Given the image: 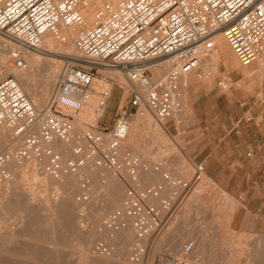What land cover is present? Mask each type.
Returning <instances> with one entry per match:
<instances>
[{"label":"built area","instance_id":"obj_1","mask_svg":"<svg viewBox=\"0 0 264 264\" xmlns=\"http://www.w3.org/2000/svg\"><path fill=\"white\" fill-rule=\"evenodd\" d=\"M85 9L90 10L91 21L82 12ZM62 27L73 33L79 59L65 63L56 94L38 111L16 77L3 73L6 68H24L23 54L39 48L45 35L58 36ZM218 34L242 64L253 61L264 42V0H102V5L92 0H0V137L21 138L23 144L15 153L0 152V181L11 178L7 168L11 161L20 163L30 155L41 158L44 153L45 170L52 176L63 167L71 173L86 166L107 171L124 168L138 186L137 168L145 164L122 145L133 116L147 112L166 121L178 114L183 108L182 78L197 68ZM164 65L168 69L161 73ZM116 72L131 84L128 106L116 110L110 127L81 122L87 128L75 133L73 113L88 104L92 94L97 96L95 104L107 107L114 89L120 87L111 76ZM98 77L110 87L95 89ZM227 84L225 78L217 81L222 89ZM249 119L251 115L246 116ZM54 140L72 142L64 160L50 145L42 146ZM204 166L203 162L195 166L196 178ZM164 174L170 186L178 188L177 200L188 182ZM139 187L131 189L135 194L123 206L144 216L138 222L150 226L158 214L143 200L163 187ZM161 201L168 206V198Z\"/></svg>","mask_w":264,"mask_h":264},{"label":"rangeland","instance_id":"obj_2","mask_svg":"<svg viewBox=\"0 0 264 264\" xmlns=\"http://www.w3.org/2000/svg\"><path fill=\"white\" fill-rule=\"evenodd\" d=\"M227 44L225 41V45L229 48L226 54L230 55L231 63L224 64L222 58L216 66L217 69L214 70L211 65H207L201 70H194L188 76V85L183 92L185 98L183 108L172 119L161 121L162 135H156L154 132L153 129L158 125V121L151 115L150 121L141 120L138 132L133 138L135 140H131L133 142H130V146H125L130 147L140 156L142 163L145 164V167L140 165L141 170L150 175V178L155 177L150 173L156 174L153 168L164 164L170 166V169H162L163 174L169 173L172 179L188 182L187 188L179 194L177 200L174 192L179 190L170 185L168 188L172 191L171 195L165 194L160 198V202L162 198H168V208L172 207L174 200L175 202L169 212L167 208L160 215L157 226L155 225L154 230L150 232L143 248L144 264H264V165L254 167L247 162L237 163L235 156V145L239 141L245 142L243 149L247 158H251L248 154L251 151L250 142H264V77L259 76V68L255 62L247 66L241 65ZM101 70L109 73L104 69ZM111 76L114 74L111 73ZM221 78L228 80L225 89L217 85V81ZM95 82L109 85L100 77ZM96 101L97 96L93 94L87 106L73 113L76 120L79 119L78 131L87 128L81 122L92 125L99 122L102 127H110L116 110L128 106V94L126 89L116 87L104 114L93 120L91 115L95 114L93 106ZM248 115H251V119L246 120ZM71 144L72 142L68 148L63 146L64 149L58 146L57 151L61 156H66ZM209 154L211 162L208 169L206 170L204 166L203 175L196 178L195 166L203 162L204 157ZM32 158L25 157L20 163L16 162L15 171L11 172L13 177L10 178V186L13 187L15 184L14 190L18 193L12 195L9 200L11 211H8V225L16 226L26 220L36 221L37 215L34 212L36 201L45 203L46 198L52 196L50 191L55 189L60 192L66 188L62 185L42 186L39 179L44 174L46 156L42 153L41 158L36 157L35 161H32ZM23 167L27 168V174L33 170L38 177L32 182L33 190L29 189V182L32 180H28L29 177L23 176L20 171ZM90 170L91 175L97 171ZM113 173L117 174L116 171ZM85 174L86 176L79 174V178L84 177L86 182L81 186L83 189L81 201L88 203L87 214L91 213V216L89 215L90 218L79 216V221L82 220V223L88 227L95 219L115 222L116 213L110 209V203L102 199L103 194L108 191L111 196H117L119 191H123L120 199L124 201L128 196L134 195L135 191L129 193L128 188L116 184L109 185L108 188L95 186L93 179ZM140 174L137 176L140 190L153 184H162L165 188L160 181L145 184L140 179ZM138 186L134 182L132 189ZM241 191L245 192V197L241 195ZM91 192H94L93 196L100 200L97 202V207L94 201L89 200L92 198ZM56 195L61 197V194ZM58 196H56V206L61 209V215L58 216L57 221L67 226L62 239L69 246L70 253L80 255L84 252L87 242L83 237H76L70 233L68 226L74 221L73 213L69 210L67 212L70 203L59 199ZM32 201L34 202L31 204ZM15 202L17 206H13L16 205ZM102 206L105 208L104 211L99 209ZM132 245L133 249L139 247L137 243Z\"/></svg>","mask_w":264,"mask_h":264},{"label":"bare ground","instance_id":"obj_3","mask_svg":"<svg viewBox=\"0 0 264 264\" xmlns=\"http://www.w3.org/2000/svg\"><path fill=\"white\" fill-rule=\"evenodd\" d=\"M92 2L94 5H102V0H92ZM82 12L87 17V19L91 21L90 10L85 9ZM225 41L226 39L224 38V36L218 34L215 37V46L204 56L201 57L197 68L193 69L190 73H188L189 75L186 74L183 76L181 81L182 95L184 88L187 84V78L194 70H201L207 65H211L215 70L217 69V64L222 60V58H224V64L229 65L231 63L230 55L226 54L228 53L229 48H227V46L225 45ZM228 47L230 46L228 45ZM23 58L26 62L24 68H6L3 75H6L8 73L13 74L18 80L24 92L29 96L31 101L35 104L36 109L39 111L43 108H46L49 105L51 99L56 94L59 79L61 77V71L65 63L68 61H77L79 59V53L74 45L73 33L69 29L62 27L58 36H52L49 34L45 35L43 38L42 45L39 48L31 49L25 54H23ZM254 62L259 68V76L261 78L264 77V42L260 54L253 61L248 64H242L240 62V64L243 66H247ZM167 69L168 66L164 65L159 71L161 73H164ZM113 74L118 85L122 87V89H126L128 93L131 87L130 82L118 72ZM103 86L104 88L110 87L107 84L102 85L101 83L97 84L95 81L93 82V87L95 89H100ZM91 96H93V94ZM184 99L185 98L183 95V104ZM89 102L90 99L88 101V104ZM88 104H86L85 106H87ZM93 108V111L95 112L94 115H91V119L93 120L100 118L104 114L106 109V107L102 108L97 104H95ZM150 118L151 114L147 112H143L140 115H134L133 120L130 122L127 136L123 140V147L127 145L130 146V142H133L131 140H135L133 138H135L134 135L138 132V126L141 123V120L147 122L150 121ZM157 121L158 125L155 126L153 130L156 135H162V133L160 132V130L163 129L162 123L159 120ZM74 127L75 133H79V131L77 130V127H79V119L75 120ZM21 140V138L10 139L8 135L2 134V136L0 137V152L9 151L11 153H14L13 151H15L16 149H18L19 151V149H22L23 147ZM69 144L70 142L64 143L59 140H54V142H52L51 144L42 143V146L45 147L47 145H50L54 150L57 151L56 147L59 146L62 149V147L64 146L65 148H68ZM69 155L70 153L68 152L66 156H61V159L64 160ZM28 158H32V161L36 160V156L32 155H30ZM149 161L151 162V160ZM164 163L166 162L164 161ZM15 164V161H11L10 163H8V170H10L11 172L15 171ZM164 168L170 169V166H166L163 164V166H158L156 170L154 167L153 171H155L156 174H150L155 175V177L150 178V175H147L144 170H141V167L139 165L136 174L138 176L140 173H142L140 174V179L143 180L145 184H147L148 182L156 183L160 181L165 186V188L159 191L156 196L151 193H148L146 199L143 200L145 205L151 206L154 211L157 212L158 218L169 207L167 205L163 206V203L160 202V198L165 194L171 195L172 192L171 189L168 188V186L170 185V181L165 178L162 172V169ZM26 170V167L20 168L22 175L27 178L29 177L30 179L28 178V180H32L29 182V189H32V182L38 177L35 171L32 170L30 174H27ZM43 172L44 174L39 179L42 186L45 187L50 185H62L66 188L62 191L60 190V192H58L59 190L56 191L55 189L50 191V196H52L49 199L46 198L47 196H44L47 199L45 200V203H40V201L38 200L36 201L37 206L35 207L34 211L37 215L36 221L27 222L26 220V222L22 221L16 224V226L8 225L7 216L8 211L10 210L9 200L11 199L12 195L14 196V194H17L18 192L14 190L15 184H13V182V187L12 185L10 186V178H6L0 181V264H144L143 248L149 238L150 232L157 224V221L150 226H145L144 223L138 222V217L142 215H133L131 210L128 211L126 208H124L123 200L120 199L123 195V191H119L117 193V196H111L108 191H105V193L103 194L102 199L104 201H108L110 203V209L116 213L117 220L115 222L104 221L102 219H95L92 220L91 225L88 227L82 223L81 219V221H79V216L88 218L91 214H87V211H89L88 203L85 201H81V193L83 191L81 186H83V183L86 184V182H84V177L79 178V174L82 173L83 176H86L85 173H87L88 176L93 179V182H95V186H104L105 188H108L109 185L116 184L128 188L129 193H132L133 191L131 189L133 187V182L132 179L126 174L124 168L120 171H116L117 174L113 173L115 171L98 169L97 171L93 172V175H91V170L88 166L80 170L78 169L75 173H71L65 170L63 167L61 172L56 177L48 174L45 168L43 169ZM46 194L48 195V193ZM56 194H61V197ZM93 194L94 192H91L92 198H90L89 200L94 201L95 207H97V202L100 200H98V197H96L95 195L93 196ZM21 196L23 197V195ZM56 196H58L59 199L67 200L70 203V208L67 209V212L68 210L71 211L74 217V221L73 223H71L72 225L68 226L70 233L76 237H83L84 240L87 242L84 252L80 255H75L72 252L70 253L68 248L69 246H67L64 240L62 239V236H64V233H66L67 226L64 225L65 223L62 224L61 221H57L58 216L61 215V209L56 206ZM44 197H42V199H44ZM17 199L19 198L17 197ZM33 202L34 201H32L31 204ZM36 202L34 204H36ZM13 206H17V203L16 205L13 204ZM18 208H20V206H18ZM99 209L104 211L105 208L102 206V208L100 207ZM63 217H65V215ZM143 217L144 216H142L141 218ZM147 219H149V221L151 220L150 218ZM132 243H137L139 247H134L133 249ZM89 244H93L94 246L91 247ZM70 248L72 249V247ZM78 248L76 249L79 250L80 248Z\"/></svg>","mask_w":264,"mask_h":264},{"label":"crops","instance_id":"obj_4","mask_svg":"<svg viewBox=\"0 0 264 264\" xmlns=\"http://www.w3.org/2000/svg\"><path fill=\"white\" fill-rule=\"evenodd\" d=\"M196 83V82H194ZM188 85V83L186 84V86ZM185 86V88H186ZM185 88H184V91H185ZM183 91V92H184ZM189 98V96H188ZM190 99V98H189ZM245 142L243 141H239L236 143V158H237V163L241 162H247L248 164H250L251 166H254V167H262V165H264V155H262V151L264 150V142H250V154L249 156H251V158H247L245 156V153H244V149H243V144ZM246 157V158H245ZM211 162V156L209 154V156H205L204 157V165L206 166V170L208 169V166H209V163ZM249 178V177H247ZM241 195L243 197H245V192L241 191L240 192Z\"/></svg>","mask_w":264,"mask_h":264}]
</instances>
